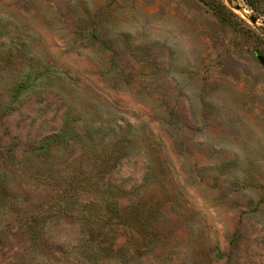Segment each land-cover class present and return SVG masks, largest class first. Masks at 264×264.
<instances>
[{"label": "rangeland", "instance_id": "obj_1", "mask_svg": "<svg viewBox=\"0 0 264 264\" xmlns=\"http://www.w3.org/2000/svg\"><path fill=\"white\" fill-rule=\"evenodd\" d=\"M253 1L0 0V264H264Z\"/></svg>", "mask_w": 264, "mask_h": 264}, {"label": "water", "instance_id": "obj_2", "mask_svg": "<svg viewBox=\"0 0 264 264\" xmlns=\"http://www.w3.org/2000/svg\"><path fill=\"white\" fill-rule=\"evenodd\" d=\"M226 1L229 4V6H231L233 9H235V10H241L242 9V6L239 4H235L234 0H226ZM248 18L254 25L257 24V17L256 16L251 15V16H248ZM262 33L264 35V30H262Z\"/></svg>", "mask_w": 264, "mask_h": 264}, {"label": "trees", "instance_id": "obj_3", "mask_svg": "<svg viewBox=\"0 0 264 264\" xmlns=\"http://www.w3.org/2000/svg\"><path fill=\"white\" fill-rule=\"evenodd\" d=\"M247 4L253 9V10H258L256 8V3L253 0H246Z\"/></svg>", "mask_w": 264, "mask_h": 264}]
</instances>
